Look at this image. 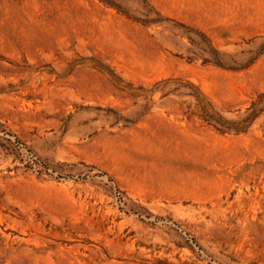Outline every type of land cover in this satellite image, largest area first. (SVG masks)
<instances>
[{
	"label": "rangeland",
	"instance_id": "374dc122",
	"mask_svg": "<svg viewBox=\"0 0 264 264\" xmlns=\"http://www.w3.org/2000/svg\"><path fill=\"white\" fill-rule=\"evenodd\" d=\"M0 264H264V0H0Z\"/></svg>",
	"mask_w": 264,
	"mask_h": 264
}]
</instances>
